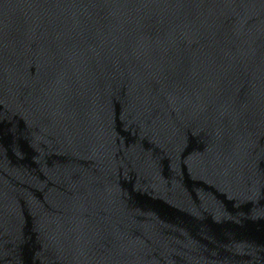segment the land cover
<instances>
[{
  "label": "water",
  "instance_id": "water-1",
  "mask_svg": "<svg viewBox=\"0 0 264 264\" xmlns=\"http://www.w3.org/2000/svg\"><path fill=\"white\" fill-rule=\"evenodd\" d=\"M0 264H264V0H0Z\"/></svg>",
  "mask_w": 264,
  "mask_h": 264
}]
</instances>
